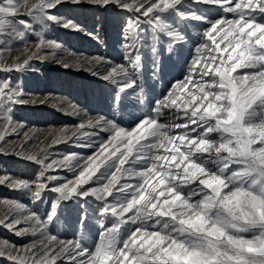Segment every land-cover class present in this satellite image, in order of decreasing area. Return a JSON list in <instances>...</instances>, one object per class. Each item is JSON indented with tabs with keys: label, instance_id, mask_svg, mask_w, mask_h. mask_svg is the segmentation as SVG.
Returning <instances> with one entry per match:
<instances>
[{
	"label": "snow or ice",
	"instance_id": "1",
	"mask_svg": "<svg viewBox=\"0 0 264 264\" xmlns=\"http://www.w3.org/2000/svg\"><path fill=\"white\" fill-rule=\"evenodd\" d=\"M193 2L220 6L233 18L209 19L185 0H0V50L11 41L26 42L36 25L49 22L85 31L55 14L53 10L64 4L128 13L125 62L94 58L109 66L102 79L117 85V105L136 93L143 48L151 49L155 78L162 71L158 49L166 44L172 53L188 42L186 32L170 17L205 25L183 80L173 83L133 126L101 116L77 125L79 134L56 131L53 145L94 134L85 129L108 132L99 145L103 159L69 153L57 161L50 160L45 148L29 151L35 137L17 131L14 119L15 106L28 102L25 93L10 78L0 80V153L6 135L23 134L16 155L40 166L35 181L4 175L0 183L26 190L39 203L47 192L58 194L43 215L19 201L4 202L7 210L0 225L34 239L20 248L0 242V257L12 264H264V0ZM22 15L28 19L19 18ZM34 47L26 58L0 63V72L27 71L33 59H44L45 49L60 45L40 35ZM222 53H229L226 59ZM177 85L185 93L180 104L173 91ZM165 109L182 122L159 123ZM54 168L72 171L74 179L48 174ZM93 182L97 186L84 187ZM90 197L99 204L97 211L112 218L99 225L92 247L85 244L84 235L61 239L50 232L62 202L87 205ZM81 211L78 223H86L87 209Z\"/></svg>",
	"mask_w": 264,
	"mask_h": 264
},
{
	"label": "rangeland",
	"instance_id": "2",
	"mask_svg": "<svg viewBox=\"0 0 264 264\" xmlns=\"http://www.w3.org/2000/svg\"><path fill=\"white\" fill-rule=\"evenodd\" d=\"M185 5L209 19H218L225 15L228 19L233 18L231 13L225 14L223 9L217 5L197 4L193 0H185ZM19 11L24 13L26 9L21 8ZM53 11L55 14L71 19L82 26L85 31L66 29L59 24L49 22L43 27L36 25L35 31L29 34L26 42L11 41L0 50V63L11 64L17 57L26 58L27 55H31L36 50L34 45L40 35L60 45L59 48L45 49L44 59H33L31 68L27 71L0 72V80L10 78L15 88L23 89L24 99L28 101L14 108V119L19 122L17 131L27 132L29 136H34L35 138L29 141L28 150L37 152L40 148H45L50 153V160L59 161L69 153L82 158L92 155L94 160L97 157L103 159L100 156L99 145L107 140L108 132L99 128L85 129L94 134L81 137L79 140L73 138L68 142L53 145L52 141L55 139L56 131L68 129L69 136L73 133L79 134L80 130L76 128L77 125L86 124L89 120L95 121L101 116L114 120L126 128L133 126L137 118L149 112L153 102L166 94L173 83L183 80L187 63L195 55V46L201 42V33L205 25L195 21H179L175 16L170 17V22L175 21L176 25L186 32L189 37L188 42L182 46H176L172 53L166 51V44L158 49L162 71L155 78L152 75L151 49L147 46L143 48L141 51L143 70L138 77L136 93L125 96L117 105L114 101L117 85L102 79L109 70V66L107 63L95 62L94 58L114 63L125 62L124 56L128 54L129 49L126 47L128 42L123 39V36L128 13L113 8L105 11L87 4H64ZM19 18L28 19L24 15ZM216 40L219 42L220 37L216 36ZM224 46L221 44V48ZM25 47L31 51L26 52ZM228 54L222 53L225 59ZM244 71L246 70L237 69L238 73ZM188 87L191 88L192 85L189 84ZM173 91L177 93V104H180L185 98V93L180 92L179 85ZM140 100L143 102L140 103ZM174 122L182 121L177 120L172 112L165 109L159 123L167 125ZM20 125L23 127L21 128ZM5 139L7 143L4 152L0 153V176L7 175L17 180L35 181L40 166L16 155L19 152L18 145L25 140L23 134L20 136L6 135ZM0 143L4 142L0 141ZM13 144L17 147L9 151L13 148ZM48 145L52 146L48 147ZM48 174L64 179H74V173L66 168H54ZM130 182L135 183V180ZM152 183L155 185L157 181L154 180ZM95 186L97 185L93 182L84 187ZM57 195L47 192L44 194V203H39L33 201L26 190H14L6 183H0V220H3L7 210L5 201H19L28 209L39 210L43 215L45 211L50 210V201ZM82 208L87 209L86 223H78V218L83 216ZM98 208L99 204L91 197L87 205L76 200L62 202L58 215L54 223L49 226V230L61 239H73L84 235L85 244L92 247L97 238L99 225L102 223L107 225L112 220L110 216H104L97 211ZM32 239L34 238L16 236L13 231L0 225V242L8 241L20 248L31 243ZM0 264H12V262L0 257ZM57 264H63V262L58 260Z\"/></svg>",
	"mask_w": 264,
	"mask_h": 264
}]
</instances>
